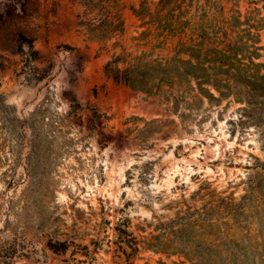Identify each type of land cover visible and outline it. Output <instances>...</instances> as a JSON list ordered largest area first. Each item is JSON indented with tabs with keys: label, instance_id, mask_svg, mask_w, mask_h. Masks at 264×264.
I'll return each instance as SVG.
<instances>
[{
	"label": "rangeland",
	"instance_id": "obj_1",
	"mask_svg": "<svg viewBox=\"0 0 264 264\" xmlns=\"http://www.w3.org/2000/svg\"><path fill=\"white\" fill-rule=\"evenodd\" d=\"M0 264H264V0H0Z\"/></svg>",
	"mask_w": 264,
	"mask_h": 264
}]
</instances>
